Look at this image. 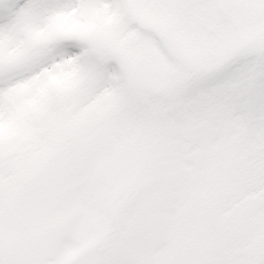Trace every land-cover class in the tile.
<instances>
[{
  "label": "snow or ice",
  "instance_id": "snow-or-ice-1",
  "mask_svg": "<svg viewBox=\"0 0 264 264\" xmlns=\"http://www.w3.org/2000/svg\"><path fill=\"white\" fill-rule=\"evenodd\" d=\"M0 264H264V0H0Z\"/></svg>",
  "mask_w": 264,
  "mask_h": 264
}]
</instances>
